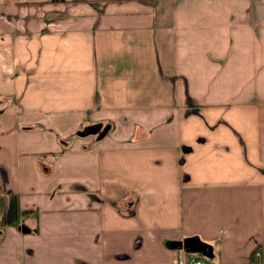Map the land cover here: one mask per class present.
<instances>
[{
	"label": "crops",
	"instance_id": "obj_1",
	"mask_svg": "<svg viewBox=\"0 0 264 264\" xmlns=\"http://www.w3.org/2000/svg\"><path fill=\"white\" fill-rule=\"evenodd\" d=\"M190 253L264 264V0H0V264Z\"/></svg>",
	"mask_w": 264,
	"mask_h": 264
},
{
	"label": "trees",
	"instance_id": "obj_2",
	"mask_svg": "<svg viewBox=\"0 0 264 264\" xmlns=\"http://www.w3.org/2000/svg\"><path fill=\"white\" fill-rule=\"evenodd\" d=\"M17 197L13 193L7 194V201L4 206V215H3V222L4 223H15L20 212L18 211L17 205ZM24 212H29L26 210H22Z\"/></svg>",
	"mask_w": 264,
	"mask_h": 264
},
{
	"label": "water",
	"instance_id": "obj_3",
	"mask_svg": "<svg viewBox=\"0 0 264 264\" xmlns=\"http://www.w3.org/2000/svg\"><path fill=\"white\" fill-rule=\"evenodd\" d=\"M108 125L105 124L103 127L100 122L96 123H91V125H86L82 129L78 130L79 135H91V134H96L98 138H102L105 133H107ZM23 230H26V227H22Z\"/></svg>",
	"mask_w": 264,
	"mask_h": 264
},
{
	"label": "built area",
	"instance_id": "obj_4",
	"mask_svg": "<svg viewBox=\"0 0 264 264\" xmlns=\"http://www.w3.org/2000/svg\"><path fill=\"white\" fill-rule=\"evenodd\" d=\"M173 264H207L204 257L198 258L193 253L187 255V257H183L182 255L177 256L173 260Z\"/></svg>",
	"mask_w": 264,
	"mask_h": 264
},
{
	"label": "rangeland",
	"instance_id": "obj_5",
	"mask_svg": "<svg viewBox=\"0 0 264 264\" xmlns=\"http://www.w3.org/2000/svg\"><path fill=\"white\" fill-rule=\"evenodd\" d=\"M102 127H103V125H102ZM81 129H82V128H81ZM96 134H98V133H95L94 136H97ZM199 253H200V252H199ZM199 253H198V254H199ZM202 254H203V253H202Z\"/></svg>",
	"mask_w": 264,
	"mask_h": 264
}]
</instances>
